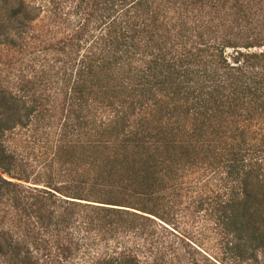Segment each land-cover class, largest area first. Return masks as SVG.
I'll return each instance as SVG.
<instances>
[{"label":"trees","instance_id":"1","mask_svg":"<svg viewBox=\"0 0 264 264\" xmlns=\"http://www.w3.org/2000/svg\"><path fill=\"white\" fill-rule=\"evenodd\" d=\"M0 264H264V0H0Z\"/></svg>","mask_w":264,"mask_h":264},{"label":"rangeland","instance_id":"2","mask_svg":"<svg viewBox=\"0 0 264 264\" xmlns=\"http://www.w3.org/2000/svg\"><path fill=\"white\" fill-rule=\"evenodd\" d=\"M27 2H30V3H39L40 0H26Z\"/></svg>","mask_w":264,"mask_h":264}]
</instances>
